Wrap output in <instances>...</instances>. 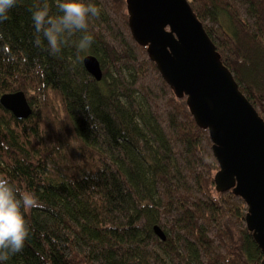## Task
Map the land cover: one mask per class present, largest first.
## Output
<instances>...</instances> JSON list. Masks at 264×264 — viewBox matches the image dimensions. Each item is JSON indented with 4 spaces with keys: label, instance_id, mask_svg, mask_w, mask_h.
Masks as SVG:
<instances>
[{
    "label": "trees",
    "instance_id": "obj_1",
    "mask_svg": "<svg viewBox=\"0 0 264 264\" xmlns=\"http://www.w3.org/2000/svg\"><path fill=\"white\" fill-rule=\"evenodd\" d=\"M85 2L101 9L87 49L79 32L55 56L37 46L36 0L0 24V98L24 92L32 108L18 119L0 102V175L43 205L0 264H262L246 201L218 188L210 132L133 37L127 0ZM189 2L264 119V0Z\"/></svg>",
    "mask_w": 264,
    "mask_h": 264
},
{
    "label": "water",
    "instance_id": "obj_2",
    "mask_svg": "<svg viewBox=\"0 0 264 264\" xmlns=\"http://www.w3.org/2000/svg\"><path fill=\"white\" fill-rule=\"evenodd\" d=\"M127 4L133 37L147 47L177 96L186 98L198 126L209 130L220 165L218 188L234 189L246 201L248 228L264 253V119L240 90L189 0ZM84 65L102 79L98 58L87 56ZM0 102L18 119L32 114L24 92L4 94ZM155 231L166 239L158 226Z\"/></svg>",
    "mask_w": 264,
    "mask_h": 264
},
{
    "label": "clouds",
    "instance_id": "obj_3",
    "mask_svg": "<svg viewBox=\"0 0 264 264\" xmlns=\"http://www.w3.org/2000/svg\"><path fill=\"white\" fill-rule=\"evenodd\" d=\"M18 0H0V24L7 21L10 11ZM53 6L57 10L53 14ZM31 11L35 29V44L43 46L50 55H57L67 46L71 37L82 33L76 47L89 48L94 36L88 31L91 17H98L101 9L85 0H36ZM35 192L21 189L7 176L0 175V261H7L21 252L30 236V226L26 214L42 207Z\"/></svg>",
    "mask_w": 264,
    "mask_h": 264
}]
</instances>
